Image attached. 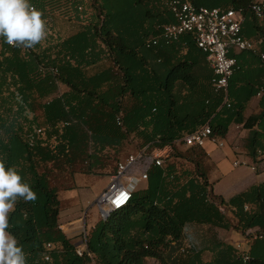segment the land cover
Returning a JSON list of instances; mask_svg holds the SVG:
<instances>
[{"label":"trees","instance_id":"16d2710c","mask_svg":"<svg viewBox=\"0 0 264 264\" xmlns=\"http://www.w3.org/2000/svg\"><path fill=\"white\" fill-rule=\"evenodd\" d=\"M105 1L29 0L43 13L46 38L24 49L0 37V160L15 167L37 194L35 202L18 200L10 213L9 231L27 264H148L150 258L168 264L163 252L173 242L180 254L171 264H264V182L225 198L212 190L205 145L177 148L184 134L205 123L219 139L235 122L249 129L245 149L256 159L257 152L264 151L263 99L258 113L244 112L262 77L254 83L234 72L225 102L213 89L210 68L202 99L177 107L175 82L188 84L194 95L198 56L205 60L206 54L191 34L162 45L187 48L170 66L167 57L157 53L163 41L147 45L163 25L174 21L171 0H138L141 6L122 16L117 11L113 19ZM255 1L260 2L194 0L197 6L241 9L242 35L258 42L264 38V26L251 8ZM57 14L77 29L57 33ZM106 59L111 64L102 66ZM131 136L141 139V148L148 147L127 172L153 150L169 148L172 161L163 159L158 166L152 159L143 165L146 187L86 229V251L79 255V243L61 228L59 193L74 187L77 173L105 174L111 160L116 161L115 173ZM219 230L251 239L247 262ZM48 243L54 245L49 251ZM205 253L211 254L209 259Z\"/></svg>","mask_w":264,"mask_h":264},{"label":"built area","instance_id":"2783aa9c","mask_svg":"<svg viewBox=\"0 0 264 264\" xmlns=\"http://www.w3.org/2000/svg\"><path fill=\"white\" fill-rule=\"evenodd\" d=\"M169 7L174 16V21L163 25L161 33L149 39L147 45L154 46L160 41L170 44L179 41L185 34H191L197 46L206 54V59L213 71L211 79L213 89L216 93L223 94L225 102H228L229 80L237 68V60L230 55L231 50L257 53L264 69V52L259 51L258 45L245 38L241 33L244 21L241 9L197 6L194 0H171ZM251 8L260 21L264 19L261 2L255 1ZM53 71L56 70L53 69ZM257 95L264 96V74ZM181 141L187 147H202L207 141H211L220 147L223 146L222 141L212 135V128L209 123L184 134ZM147 147L141 148L137 153L130 154L125 160H121L117 164V170L111 176L110 185L97 199L101 218H105L111 211L120 209L130 202L132 193L136 190L131 187V183L147 181L148 177L145 173L138 177H129L128 181L124 180L129 167L145 152ZM152 157L156 165H162L163 158L161 155L153 154ZM256 160L257 162L264 161V151L259 150L257 152ZM241 164L245 163L239 160L234 162V166ZM252 169H256V164L252 165ZM251 245V239L245 237L233 245L243 262H247L250 258ZM53 248L54 245L51 243L46 245L47 251ZM85 251L86 234L84 233L80 244L77 245L76 252L82 255ZM45 259L49 260V253L46 254Z\"/></svg>","mask_w":264,"mask_h":264},{"label":"crops","instance_id":"0c3cea01","mask_svg":"<svg viewBox=\"0 0 264 264\" xmlns=\"http://www.w3.org/2000/svg\"><path fill=\"white\" fill-rule=\"evenodd\" d=\"M260 2H263L264 4V0H260ZM261 25L264 26V21L262 22V20L260 21ZM258 45V49L261 52H264V38H261L260 41L255 42ZM161 47L159 48V50L157 51L158 54L163 55L166 58V61L168 62V65L172 64L175 60V57L178 56H184L185 53L187 52V48L185 45L180 46V44H173V45H168V46H162L164 45V42H160ZM0 50H1V45H0ZM195 52H193L194 54ZM230 53H234L236 54L235 58L237 60V68L235 70V75L236 74H241L243 77H245L246 79L251 80L254 83H259L261 80V75H263V67L261 65V61L259 58V55L257 53H253L250 51H234L231 50ZM198 65H196L195 67V79L197 82V86L195 87V90L197 91L194 95L192 89L190 88V86L188 84H186L185 82H183L182 80H178L175 82V87H174V92L176 94V98L178 99L177 102V107H182V106H191L193 105L191 102L194 103H198L201 99L203 94L207 93L208 90V85H209V78L207 76V72H210V65H208L206 63V59L204 60L202 58V55L198 56ZM166 62V63H167ZM169 65V66H170ZM96 71V70H94ZM211 75L213 76V71L211 73ZM212 79V78H211ZM262 99L264 101V98H262V96H258L257 94L252 96V98H250V100L248 101V103L246 104V109H245V116H250L252 114L258 113L260 111L261 105H262ZM196 101V102H195ZM187 102L186 105H184ZM183 114H181L182 116ZM258 127L255 126L254 129H257ZM249 133V129H246L242 126V124H238L235 122H232L229 126V130L228 133L226 135L225 138H219L220 141H222L223 143V148L226 145H229V147L234 151L235 154H239L241 156H244L245 159L247 160L246 163H249L251 165L250 169L253 172L254 175H252V173L245 175L246 173H244L242 176H239L237 178H235L239 183H237L238 185H244L241 190L235 192L234 194L245 190L247 188H250L251 186L260 184L262 182H264V161L261 162H257L256 159L251 158L248 155L247 150L245 149V138L247 137ZM222 147L218 146L217 144L211 142V141H207V143L205 144V149L208 152L209 156H210V160H211V164H212V168H217L218 165H220L223 162V159L226 157L225 151H223ZM242 161L243 163H245L242 159H239L238 157L233 161V165L235 161ZM256 164V169L253 170L252 169V165ZM215 166V167H214ZM209 171V181L212 184V190L215 194L218 195H222L225 198H229L231 196H233L234 194H232L231 196H225L222 193H217L215 191V187H214V182L213 181H218L220 178L219 176L217 177V180H214V178H211V174L212 171ZM213 180V181H212ZM243 183V184H242ZM246 183V184H245ZM100 196V195H99ZM98 198V197H97ZM84 213H86V211H84ZM88 219V228L93 227L96 222L100 219V211L98 209V211H96L95 209L93 211H91V215L89 216ZM81 220V218L77 217L76 211L73 210H68L64 213L61 212L60 214V224H61V228L62 230L67 234L68 237H72L75 238V242L76 244L80 243L82 236L80 233V223L79 221ZM219 232V231H218ZM228 233H231V231H227ZM221 234V233H219ZM235 235H237L235 237V241L234 242H228L226 240V238L224 237V235L222 234V239L232 245H234L235 242L240 241L244 238V236H242L239 233H236ZM183 247L186 248L188 246V239H184L182 241ZM181 251H184V249H182ZM164 257H165V261H167L168 264H171L173 258L175 256H178L180 254V252L177 249V246H175V243L173 242L170 246V248L165 249V251L163 252ZM211 254L210 253H205L204 257L205 258H210ZM148 264H161V262L155 258H150L148 260Z\"/></svg>","mask_w":264,"mask_h":264},{"label":"rangeland","instance_id":"374dc122","mask_svg":"<svg viewBox=\"0 0 264 264\" xmlns=\"http://www.w3.org/2000/svg\"><path fill=\"white\" fill-rule=\"evenodd\" d=\"M138 0H106V8L107 10L112 14L111 18L115 17V13L118 11L120 16L121 14L127 12L131 13L133 12L135 6H141L140 3L137 2ZM137 9V8H135ZM55 17V29L57 33L66 35L73 30L77 29L76 27H73V22H70L68 18L62 16V15H56ZM77 25V24H74ZM111 64L110 59H106L102 66H106ZM133 100L132 98H128L126 101V104L130 106L132 104ZM141 139L138 137L131 136V138L127 141L125 148L123 151L119 154V160H125L127 156H129L132 153H137L142 145H141ZM207 143V142H206ZM177 148L179 150L184 151L187 149V146H185L182 143L177 142ZM223 151H225L226 157L223 159V162L217 166V168H212V174L211 178L214 180H217L216 176H219L218 181L214 182L215 191L217 193H222L225 196H231L235 192L241 190L244 188V185H238L239 183L235 178L242 176L244 173L245 175H248L250 173L253 174L250 167L251 165L249 163H246L247 160L244 156H241L239 154H235L234 151L229 147V145L222 147ZM153 154H158L163 157L165 160V163L167 161H172L170 158L168 159V155L170 154L169 148L166 149L163 152H159L156 150L151 151L150 156L142 158L134 167H132L125 175L124 180L128 181L129 177H138L141 175L143 170V165L147 164L148 162H151L153 157ZM242 159L245 164H241L239 166H234L233 161L236 158ZM178 162V161H177ZM179 162H183L180 161ZM116 165L115 160H111V163L109 166H107L106 170H104L105 174L98 175V174H83V173H77L75 174L73 178V182H70L74 185L73 188L68 190H63L59 193V198L62 201V208L61 212L64 213L66 211L73 210L76 211L77 217L81 218L79 221L80 223V233L81 236L85 233L86 229L88 228V215H91V211L94 209L98 211L99 206L97 204V199L99 198V195L107 189V187L111 183V176L114 174L113 167ZM215 167V166H214ZM243 184V183H242ZM246 184V183H245ZM147 185L146 182L142 183H131V187L138 190L145 188ZM98 197V198H97ZM86 211V213H84ZM101 218V217H100ZM220 235H224L226 240L228 242H234L236 231H231V233H228L226 231L219 230ZM83 238V236H82Z\"/></svg>","mask_w":264,"mask_h":264},{"label":"clouds","instance_id":"9594fccd","mask_svg":"<svg viewBox=\"0 0 264 264\" xmlns=\"http://www.w3.org/2000/svg\"><path fill=\"white\" fill-rule=\"evenodd\" d=\"M47 36L43 13L29 0H0V37L11 46L31 49ZM18 200L35 202L37 194L15 167L0 160V264H27L22 247L9 231Z\"/></svg>","mask_w":264,"mask_h":264},{"label":"water","instance_id":"95a60500","mask_svg":"<svg viewBox=\"0 0 264 264\" xmlns=\"http://www.w3.org/2000/svg\"><path fill=\"white\" fill-rule=\"evenodd\" d=\"M80 244V243H79Z\"/></svg>","mask_w":264,"mask_h":264}]
</instances>
